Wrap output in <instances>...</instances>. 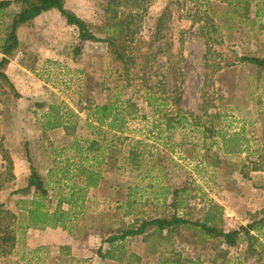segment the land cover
<instances>
[{
  "label": "rangeland",
  "instance_id": "obj_1",
  "mask_svg": "<svg viewBox=\"0 0 264 264\" xmlns=\"http://www.w3.org/2000/svg\"><path fill=\"white\" fill-rule=\"evenodd\" d=\"M138 3L147 12L133 42L140 60L129 75L107 42H81L78 29L56 10L19 30L21 47L6 72L22 98L2 96L0 104V175L10 172L5 158L13 161L12 176L0 182V204L21 220L26 216L34 189L30 194L20 191L29 184L31 163L47 183L45 203L51 209L70 185L80 187L77 176L57 184L61 175L49 171L67 164L66 159L88 165L92 158L107 154L102 148L112 141V134H92L87 108L116 95L137 104L139 111L128 117L125 136L142 140L143 161L139 171L132 170L124 159L129 140L117 143L123 153L103 166L105 179L99 189L88 191L71 232L29 229L21 235L18 229L16 248L0 257V264H125L103 260L98 250L111 248L106 239L114 227L123 228L136 217L173 214L172 195L166 201L162 195L156 199L165 188L179 190L185 205L177 213L191 220H202L211 201L223 206L227 231L264 217V72L241 60L264 59V0H251L243 16L228 15V3L217 0L212 5L193 0ZM108 4L109 0H67L66 8L104 39L112 14ZM18 10L13 5L0 13V59L7 28ZM78 46L81 51L76 53ZM170 59L182 63V74L176 73ZM150 94H155L157 104L163 99L170 102L157 112L148 105ZM175 98L188 123L170 135L165 124L178 109ZM51 107L60 108L68 124L76 125L74 135L63 128H43ZM76 138L86 151L91 141L101 140V150L89 149L82 159L72 147ZM130 188L136 190L137 202L134 215L127 217ZM63 209L70 206L64 204ZM254 234L258 237L251 250L246 242L225 247L227 264H264V230ZM176 241L175 252L185 261L202 254L203 263L212 264L213 241L198 244L187 233ZM124 246L128 254L144 255L135 264H162L157 254L144 249L142 238L129 239Z\"/></svg>",
  "mask_w": 264,
  "mask_h": 264
},
{
  "label": "trees",
  "instance_id": "obj_2",
  "mask_svg": "<svg viewBox=\"0 0 264 264\" xmlns=\"http://www.w3.org/2000/svg\"><path fill=\"white\" fill-rule=\"evenodd\" d=\"M197 3L203 1L207 5H212V0H193ZM224 3H228L230 6L228 15L240 14L243 16L251 3V0H217ZM148 2V1H147ZM67 0H2L0 1V13L9 9L13 5H17L19 10L14 15L11 24L7 28L5 39L1 45V59H0V104H3L2 96H13L15 99H21L22 95L17 91V88L13 84L6 70L11 61V58L19 51L21 47V41L19 37V30L23 27L32 25L37 18L45 13L53 10L58 11L63 18L66 19L68 25L75 26L79 31V39L81 42H102L108 43L111 55L116 61L120 62L124 70L131 74L134 68L138 66L140 60V53L137 47L133 45L136 34H138V28L140 23L144 20V16L147 12L146 6L138 3V0H109V13H112L109 17V25H106V38L98 37L92 26L80 18L76 14L70 12L66 8ZM146 5V4H145ZM126 9L127 14L122 15L120 9ZM139 9H144L143 13L139 12ZM163 19L160 21V27ZM81 51V46H78L76 53ZM145 59L148 54L142 55ZM248 64L254 65L260 68L264 72V59L258 57H243L241 59ZM171 65L175 67V71L178 74H182V69L179 61L173 63L168 60ZM148 105L154 108L166 107L170 100L163 99L160 104H157L155 94H150L148 97ZM175 103L178 106L176 112L170 114L166 120V132H173L181 125L187 124V118L184 116L183 111L179 108V100L175 98ZM139 109L137 104L131 100H122L119 95L115 98H110L105 104H99L87 108L88 119L87 124L94 136H103L106 131L112 134V141L107 143L103 150L107 154L103 155L102 159L98 157L92 158L91 164H86L80 159L79 162L71 159H66L67 164H63L61 168H52L50 172L54 174L58 172L60 179H57V184H60L64 180L72 181L75 176L81 179L82 184L80 187L73 183L69 186L70 190L67 193L62 194L58 198V202L55 209H51L49 203L45 201L49 198V189L43 176H41L36 167L31 163L30 170L31 175L29 178L28 186L20 192L24 194H30L34 189V198L31 201V208L27 210L26 216L21 220L14 212L7 209L5 204H0V257H6L10 255L16 248L18 243V229L21 235H25L29 229L46 230L47 228L57 229L61 228L64 231L71 232L73 225V218L82 213L83 202L86 199L89 190H97L101 187L104 181L103 166L109 165V162L119 159L123 153L122 150L117 148V143L124 144L126 140H129L127 147V156L124 158L130 165L132 170L139 171L140 163L143 161V154L140 146L143 144L142 140L130 139L126 135L128 131L127 119L128 117H134L137 115ZM1 115V112H0ZM168 115V114H167ZM165 118L166 116L163 115ZM199 126V125H198ZM48 130L64 129L68 135H74L73 131L76 129V125L68 124L65 120V116L61 114L60 108L51 107L46 124L43 127ZM101 140H93L90 142V151L101 150ZM73 149L76 150L78 155H85L86 148L82 146L79 140L72 143ZM233 152V149L231 153ZM87 160H89V156ZM124 157V156H123ZM5 160L9 163L7 174L0 175V182L2 178L8 175L12 176L13 161L11 158L6 157ZM142 160V161H141ZM62 164L63 162H59ZM102 165V167H101ZM73 171V172H71ZM73 173V174H71ZM76 173V174H75ZM136 190L129 189V198L127 201V208L125 216L134 215V205L137 202ZM162 195L166 201L169 195H172L173 201L171 205L175 209V212L170 215L164 216H151L148 218L140 219L136 217L134 221L125 227H114L113 232L106 239L111 245V248L107 251H103L101 248L98 250L99 256L103 260L117 261L125 264L141 263L144 255L131 253L128 254L125 250V243L127 240H133L136 238H142V242L145 246V250L150 255H158L161 258L162 264H204L202 261V254L198 256V259L184 260L182 255H178L175 252L177 238H183L187 234L194 235L196 243L205 245L209 242H214V250H216L211 263L212 264H227V258L229 255L228 248H234L241 242L250 243V250L253 249V241H257L256 234H261L264 230V217L260 220L253 222L247 226H241L239 229H233L227 231L224 228V208L218 203L211 201L204 213L202 220H191L185 216H180L177 212L179 209H183L185 202L180 200L179 190L171 191L170 188H165L161 193L156 194V199H160ZM80 201L82 202L80 205ZM67 204L70 209L64 210L63 205ZM80 207L81 209H78ZM115 226V225H111ZM70 249V248H66ZM173 251V252H172Z\"/></svg>",
  "mask_w": 264,
  "mask_h": 264
},
{
  "label": "crops",
  "instance_id": "obj_3",
  "mask_svg": "<svg viewBox=\"0 0 264 264\" xmlns=\"http://www.w3.org/2000/svg\"><path fill=\"white\" fill-rule=\"evenodd\" d=\"M50 172V171H49Z\"/></svg>",
  "mask_w": 264,
  "mask_h": 264
}]
</instances>
